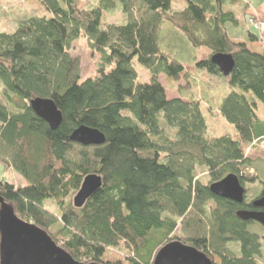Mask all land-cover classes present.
Returning a JSON list of instances; mask_svg holds the SVG:
<instances>
[{"label":"trees","instance_id":"1","mask_svg":"<svg viewBox=\"0 0 264 264\" xmlns=\"http://www.w3.org/2000/svg\"><path fill=\"white\" fill-rule=\"evenodd\" d=\"M38 1L45 14L0 32V82L14 109L0 96V161L28 182L15 186L0 180V214L11 207L82 264H154L159 251L177 241L202 251L213 264H264L259 261L264 234L248 229L257 222L237 215L253 209L252 203L215 196L209 188L229 174L245 188L256 182L245 170L252 161L247 149L264 141V49L252 47L261 37L250 28L244 41L234 40L229 30L245 24L238 12L245 15L249 3ZM118 3L124 24L106 20ZM174 3L184 8L174 9ZM165 22L193 46L205 47L208 58L195 66L231 88L217 110L234 126L236 138L209 134L200 98L167 95L161 74L179 80L187 71L161 51ZM81 36L100 53L99 74L84 81L81 60L71 53ZM217 53L233 56L229 77L211 62ZM36 98L52 99L61 110L58 129L34 112L30 102ZM83 125L102 132L105 143L72 141ZM201 170L209 184L199 177ZM90 174L102 177V187L77 208L74 197ZM260 186L256 199L264 197V180ZM46 201L58 213L46 208ZM1 237L0 229V249Z\"/></svg>","mask_w":264,"mask_h":264},{"label":"rangeland","instance_id":"2","mask_svg":"<svg viewBox=\"0 0 264 264\" xmlns=\"http://www.w3.org/2000/svg\"><path fill=\"white\" fill-rule=\"evenodd\" d=\"M250 8L245 15H242L240 11L238 15L244 19V25L235 29L232 25H229V30L234 40L241 41L243 39L244 31L250 28L251 31H255L250 23L249 19L252 16L258 18L253 8L260 6L264 3V0H247ZM95 0H92L91 4H94ZM174 9L184 8L183 3H174ZM45 10L38 0H0V32H12L17 28V23L20 20L26 19L33 15L41 16L45 14ZM240 13V14H239ZM106 20L114 24H124L126 22V16L122 11L120 3L117 4L116 9L107 11ZM261 23V32L264 33V20L263 22L258 18ZM177 31L169 22H165L162 26L160 34V48L161 51L170 58L182 63L186 67L187 74L180 77L179 80L167 78L161 74L160 81L166 88L168 96L170 98L176 96H182L184 98H190L196 96L202 100V109L204 116L208 124L209 134L212 136H222L229 134L232 137H237V132L232 124H230L217 110L224 97L231 92V88L225 83V80L220 76H213L204 69L197 68L196 62L208 58V52L205 47L197 48L193 46L186 38L184 34ZM263 41V40H262ZM264 46V44H262ZM261 45V46H262ZM71 53L76 55L81 60V78L80 81H84L90 77H96L99 72L100 53H93L89 46L86 36L79 37L72 44ZM137 70L140 72L141 78L148 81V73L143 70L140 65H136ZM112 68L111 65L107 66V70ZM3 86L0 82V96L5 104L8 105L4 95ZM9 109L14 111L13 107L8 105ZM247 154L251 157V166L245 170V174L255 177L256 182L246 184V202L254 200L260 192V181L264 180V141L260 144H256L253 147L247 149ZM199 177L205 184H209V178L205 172L199 171ZM6 180L15 186H26L28 182L18 174L14 169L7 168L0 161V180ZM208 203L207 211L211 206ZM45 207L52 212L58 213L57 207L52 202H45ZM6 210V209H5ZM250 231H254L260 235L264 234V227L255 223L248 227ZM177 234H181V227L177 229ZM232 248L237 250L235 245ZM260 263H264V258H260Z\"/></svg>","mask_w":264,"mask_h":264},{"label":"water","instance_id":"3","mask_svg":"<svg viewBox=\"0 0 264 264\" xmlns=\"http://www.w3.org/2000/svg\"><path fill=\"white\" fill-rule=\"evenodd\" d=\"M211 62L224 77H229L235 67V60L230 54H214ZM30 106L51 129L56 130L62 124L63 113L52 99L36 98L30 102ZM70 138L87 146L102 145L106 141L102 132L85 125L77 128ZM102 184L103 179L100 175H87L74 197L75 207H83ZM209 188L215 196L237 203H243L246 198V188L236 174L227 175L224 179L210 184ZM253 205L256 208H264V197L256 199ZM237 215L246 222L254 221L264 227V211L242 209ZM0 229L2 236L0 264H82L58 246L43 229L18 218L11 207H4L1 211ZM154 264L213 263L202 251L177 241L163 247L157 254Z\"/></svg>","mask_w":264,"mask_h":264},{"label":"crops","instance_id":"4","mask_svg":"<svg viewBox=\"0 0 264 264\" xmlns=\"http://www.w3.org/2000/svg\"><path fill=\"white\" fill-rule=\"evenodd\" d=\"M244 1L248 3L247 0H244ZM253 10H254L255 13H252V14L257 15L258 18L263 22V20H264V3L260 4V6H258V7L253 8ZM258 34L260 35L261 40L259 42H254L251 45L255 49L263 50L264 49V46L262 44H264V33L263 34L258 33ZM240 39H243V41L246 40L245 33L242 36V38H240ZM167 95H168V93H167Z\"/></svg>","mask_w":264,"mask_h":264},{"label":"built area","instance_id":"5","mask_svg":"<svg viewBox=\"0 0 264 264\" xmlns=\"http://www.w3.org/2000/svg\"><path fill=\"white\" fill-rule=\"evenodd\" d=\"M249 23H250L251 27H252L255 31H257V32H259V33L262 31V30H261V23H260V21L258 20L257 17H255V16L250 17V19H249Z\"/></svg>","mask_w":264,"mask_h":264},{"label":"flooded vegetation","instance_id":"6","mask_svg":"<svg viewBox=\"0 0 264 264\" xmlns=\"http://www.w3.org/2000/svg\"><path fill=\"white\" fill-rule=\"evenodd\" d=\"M246 200V198H245ZM256 200V198L250 202H247L248 204L252 203V206H253V209H249V210H253V211H264L263 209L264 208H256L254 205H253V202ZM261 225V224H260ZM262 226V225H261ZM263 227V226H262Z\"/></svg>","mask_w":264,"mask_h":264}]
</instances>
